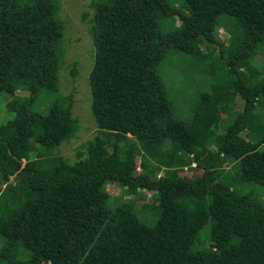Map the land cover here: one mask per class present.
<instances>
[{"label":"trees","instance_id":"trees-1","mask_svg":"<svg viewBox=\"0 0 264 264\" xmlns=\"http://www.w3.org/2000/svg\"><path fill=\"white\" fill-rule=\"evenodd\" d=\"M94 9L90 86L98 131L86 155L70 163L55 155L80 126L73 96H59L61 2L0 0V93L14 95L8 109L15 114L0 127V257L6 264H264V200L243 193L225 169L232 163L240 183L264 187V126L256 122L264 79L241 72L255 73L250 60L264 44V0H185L181 12L167 0H106ZM174 16L179 29L162 34L161 18ZM222 17L234 20L233 54L218 37ZM200 43L219 46L244 101L224 134H217L218 101L229 91L201 95L207 102L183 122L173 117L158 73L171 50L196 55ZM20 88L28 95L17 96ZM42 91L57 95L46 114L33 110ZM193 164L204 174L183 177ZM107 182L128 194L155 192V223L141 222L129 206L111 208ZM209 222L211 242L198 248Z\"/></svg>","mask_w":264,"mask_h":264},{"label":"rangeland","instance_id":"rangeland-1","mask_svg":"<svg viewBox=\"0 0 264 264\" xmlns=\"http://www.w3.org/2000/svg\"><path fill=\"white\" fill-rule=\"evenodd\" d=\"M106 0H60V16L65 22V34L61 41L63 56L60 60V89L59 96L67 97L72 95L74 99L73 117L79 121V130L76 135L67 142H64L55 155L67 159L70 163H75L82 153L86 155V144L92 140L98 131L97 122L92 113V93L90 86V74L94 67L96 48L91 34V19L95 14L94 5L103 4ZM171 7L181 12L184 9L185 0H167ZM234 20L222 17V28L218 37L226 47V55L233 54L236 45L232 38L234 35L232 27ZM162 34H170L179 29L181 21L178 17H164L160 20ZM233 28V29H231ZM236 33L240 30L236 28ZM201 53L191 55L179 53L171 50L166 58L160 63L158 73L164 83L169 101L171 102L173 117L183 122H191L195 112L199 109L202 101L201 95H210L214 87L225 88L227 94L222 95L218 101V109L222 112L221 119L217 121V134H224L226 128L234 122L231 112L239 113L243 111L244 101L239 95L234 93L230 80L229 70L226 65V58L220 57L219 46L208 47L206 43H200ZM209 49L214 53L206 56ZM250 64L255 73H251L245 67L241 72L253 77V81L264 79V44L260 45L253 54ZM252 69V70H253ZM17 96H27L28 92L20 88ZM57 95H51L47 91H42L36 104L33 107L35 112L46 114L50 105ZM14 98L13 94L0 93V127L15 116L8 109V103ZM209 104L212 102L208 98ZM256 122L264 126V108L258 107L256 110ZM248 133L245 131L244 136ZM134 138L132 134H129ZM136 141L138 139L134 138ZM216 144V143H215ZM212 149H218V145H213ZM141 154L139 151L137 158L138 173L141 172ZM225 169L230 172L236 187L245 194L264 200V187L253 183H240L239 167L228 163ZM165 169L159 176L166 175ZM173 172V171H172ZM204 174V170L198 166L186 168L181 175L188 179L197 178ZM107 191L111 195L109 205L111 208L118 206H129L137 214L139 220L145 224L152 225L158 219V195L155 192L141 191V195L125 193L126 190L117 182H107ZM140 192V190L138 191ZM143 205H148L145 209ZM211 242L210 222L200 231L197 239L198 248H204ZM5 246V240L0 237V254ZM7 259L0 257V264H6Z\"/></svg>","mask_w":264,"mask_h":264},{"label":"clouds","instance_id":"clouds-1","mask_svg":"<svg viewBox=\"0 0 264 264\" xmlns=\"http://www.w3.org/2000/svg\"><path fill=\"white\" fill-rule=\"evenodd\" d=\"M193 166H196V164H193Z\"/></svg>","mask_w":264,"mask_h":264}]
</instances>
